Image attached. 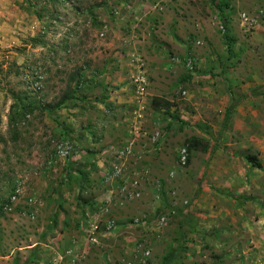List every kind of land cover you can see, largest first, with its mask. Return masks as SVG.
<instances>
[{
    "label": "rangeland",
    "instance_id": "1",
    "mask_svg": "<svg viewBox=\"0 0 264 264\" xmlns=\"http://www.w3.org/2000/svg\"><path fill=\"white\" fill-rule=\"evenodd\" d=\"M248 155L264 0H0V264H264Z\"/></svg>",
    "mask_w": 264,
    "mask_h": 264
},
{
    "label": "trees",
    "instance_id": "2",
    "mask_svg": "<svg viewBox=\"0 0 264 264\" xmlns=\"http://www.w3.org/2000/svg\"><path fill=\"white\" fill-rule=\"evenodd\" d=\"M220 11H222V9H219ZM227 21H224V28H225V35H224V40L231 45V38H230V33L231 30L228 28V25L226 24ZM246 160L247 162L254 168L260 171L264 170V166L262 164V162L258 159V157L256 155H248L246 156Z\"/></svg>",
    "mask_w": 264,
    "mask_h": 264
},
{
    "label": "built area",
    "instance_id": "3",
    "mask_svg": "<svg viewBox=\"0 0 264 264\" xmlns=\"http://www.w3.org/2000/svg\"><path fill=\"white\" fill-rule=\"evenodd\" d=\"M73 151L72 146L68 145L67 143L61 144V146L58 148V155L60 157H68L71 156ZM114 227V224H109L108 229L112 230Z\"/></svg>",
    "mask_w": 264,
    "mask_h": 264
}]
</instances>
